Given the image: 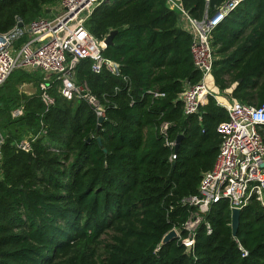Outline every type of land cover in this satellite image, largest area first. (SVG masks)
Segmentation results:
<instances>
[{"label":"trees","instance_id":"16d2710c","mask_svg":"<svg viewBox=\"0 0 264 264\" xmlns=\"http://www.w3.org/2000/svg\"><path fill=\"white\" fill-rule=\"evenodd\" d=\"M56 1L0 0V33L17 18L28 23L43 16L45 6ZM226 1L183 4L201 18ZM86 28L99 40L117 31L103 55L130 80L108 70L95 74L89 60L78 65V82H86L106 105L100 128L86 102L64 99L56 86L48 90L54 99L48 108L40 71L18 70L0 87V130L10 129L0 157V264H264V206L256 198L242 210L236 237L232 211L221 201L205 216L212 234L202 223L192 254H186L185 232L161 246L189 218L193 209L177 202L197 194L217 158L219 127L229 121L214 97L199 114H184L180 94L186 83H199L201 73L178 14L166 0H107ZM212 46V75L220 92L232 89L230 99L262 105L264 0H242L213 32ZM10 82L34 84L37 93L29 97L15 88L6 93ZM22 105L24 114L12 118V109ZM163 122L172 124L171 140L184 136L174 163L159 132ZM27 131L35 134L31 152L16 148ZM109 233L101 258L98 246Z\"/></svg>","mask_w":264,"mask_h":264},{"label":"built area","instance_id":"2783aa9c","mask_svg":"<svg viewBox=\"0 0 264 264\" xmlns=\"http://www.w3.org/2000/svg\"><path fill=\"white\" fill-rule=\"evenodd\" d=\"M105 1L59 0L55 6H45V14L31 22L25 23L17 18L12 29L0 33V87L18 70L28 73L40 71L44 76L40 84L41 96L48 108L54 104L48 90L56 86L64 99L84 101L98 119L103 117L106 120V105L86 82H78L76 73L78 65L83 60H89L93 73L108 70L123 77L125 82L130 81L121 75L117 63L104 57L106 38L99 40L86 28L95 10ZM241 1L228 0L215 13L211 14L206 9L203 17L195 18L185 8L183 0H166L168 8L178 14L183 25L181 28L192 37L191 54L196 69L201 73L200 82L195 85L186 83L180 94L185 116L199 114L200 107L208 103L209 97H214L229 114V121L219 127L223 137L214 166L203 173L197 194L177 202L193 209L180 227L173 228L178 233V239L186 233L183 242L188 255L194 251L197 231L202 223L205 222L207 233L212 234L211 225L205 221L212 205L227 201L231 211L243 210L252 198H256L264 206V103L252 106L233 99L222 103L219 100L221 95L208 84L209 78L213 77L216 60L212 46L213 32ZM206 2L209 4L210 0ZM48 9L50 12L46 13ZM153 94L155 98L164 97L159 92ZM23 114V105L11 111L12 118ZM171 126L170 122H163L159 132L165 146L173 152L169 161L174 163L177 152L176 140H171L169 135ZM6 139L7 136L0 131V157ZM34 140H23L17 143L16 148L31 152ZM238 245L242 256L247 257L248 251L239 242Z\"/></svg>","mask_w":264,"mask_h":264},{"label":"water","instance_id":"95a60500","mask_svg":"<svg viewBox=\"0 0 264 264\" xmlns=\"http://www.w3.org/2000/svg\"><path fill=\"white\" fill-rule=\"evenodd\" d=\"M49 12H50L49 9L46 10V13H49ZM20 26H22V25H20ZM116 34H117V31H112L106 37V39H105V45L106 46L113 45L114 37H115ZM104 120L105 119L103 117H100L98 119L99 128L101 127V124L104 122ZM183 139H184L183 135H179L177 137L176 146H175V151L176 152L178 151ZM99 142H100V139H99ZM105 153H107V150H105ZM263 167H264V164H263ZM241 212H242V210H238V209L232 210V214H231V217H232V233H233L234 237L237 236L238 231H239ZM175 239H178V233H177V231L175 229H172L164 236V238H163V240L161 242V246L166 245V244L170 243L171 241H173ZM189 252H190V249H188L187 253H189Z\"/></svg>","mask_w":264,"mask_h":264},{"label":"rangeland","instance_id":"374dc122","mask_svg":"<svg viewBox=\"0 0 264 264\" xmlns=\"http://www.w3.org/2000/svg\"><path fill=\"white\" fill-rule=\"evenodd\" d=\"M59 1V0H58ZM58 1H56V2H54V3H52V4H50V5H53V6H55L56 4L55 3H57ZM55 4V5H54ZM10 83H11V85H10ZM10 83H8V86L4 89V92H6L7 93V91L8 90H14V88L15 89H17L18 90V93L19 94H25V95H27V96H29V97H32V96H34L36 93H37V89H36V87L34 86V84H22V85H18V86H14L13 87V82H10ZM56 89H57V94L59 95V96H61V94L59 93V91H58V88L56 87ZM9 92V91H8ZM225 93V92H224ZM53 98V97H52ZM1 107H4L5 109H7L6 108V104L5 105H3V106H1ZM12 109V108H11ZM15 108H13L12 110H14ZM4 119V117H3V115H0V126H1V122H2V120ZM4 130V131H3ZM3 130H0L1 132H3V134L4 135H6L7 136V131H9V130H7V129H3ZM14 130H15V128H13L12 129V131L14 132ZM6 131V132H5ZM35 134H33V133H31V132H29V131H27V132H24V136H23V138H22V141L23 140H25V141H32L34 138H35V136H34ZM19 143V142H18ZM111 235H112V233H109L108 235H103V237L101 238V240L103 241V244H100L99 246H98V249H99V252H100V255H101V258H105L106 257V249H105V244L106 243H109L110 241H111Z\"/></svg>","mask_w":264,"mask_h":264},{"label":"crops","instance_id":"0c3cea01","mask_svg":"<svg viewBox=\"0 0 264 264\" xmlns=\"http://www.w3.org/2000/svg\"><path fill=\"white\" fill-rule=\"evenodd\" d=\"M179 25L181 27H183V25H182V23H181L180 20H179ZM208 84H209V86L211 88H213L214 90H216L222 97L226 98L227 100L230 99V94L232 92V89L227 90L225 93H221L220 90L216 87L213 77L209 78Z\"/></svg>","mask_w":264,"mask_h":264},{"label":"bare ground","instance_id":"6f19581e","mask_svg":"<svg viewBox=\"0 0 264 264\" xmlns=\"http://www.w3.org/2000/svg\"><path fill=\"white\" fill-rule=\"evenodd\" d=\"M219 100L222 102V103H227V99L222 97V96H219Z\"/></svg>","mask_w":264,"mask_h":264}]
</instances>
